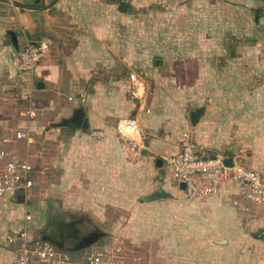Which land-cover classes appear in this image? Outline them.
<instances>
[{
	"label": "crops",
	"instance_id": "crops-1",
	"mask_svg": "<svg viewBox=\"0 0 264 264\" xmlns=\"http://www.w3.org/2000/svg\"><path fill=\"white\" fill-rule=\"evenodd\" d=\"M121 2L0 0V150L9 151V160L43 153L44 162L57 160L61 153H79V205L92 207L99 220H109L101 206L103 200H114L117 189L127 192L129 205L134 192L141 204L151 208L167 210L183 203L188 206L189 240L196 234L207 245L212 242L223 257L234 251L236 264H264L260 256L264 206L250 202L243 187L230 180L216 197L188 199L163 161L181 150L183 135L190 133L209 155H221L264 175L262 41L250 38V46L237 41L235 49L227 50L220 36L211 38L210 15L228 9L212 0H197L202 2L197 7L196 0H129L125 13L119 9ZM200 7L208 23L196 21ZM153 9L165 10L163 14L171 10L176 16L170 35L163 20L161 33L149 34L147 15ZM143 15L145 20L137 21ZM224 19H218L219 27ZM257 28L256 22L246 34ZM41 42L49 50L39 67L33 74L20 72L23 49ZM132 73L145 85L138 99L131 94ZM28 92L42 103L31 122L21 116L22 96ZM199 109L203 114L194 125L191 114ZM76 111L83 113L82 124L63 125ZM123 118L136 120L148 133L137 165L117 134ZM27 129L31 143L16 137ZM95 131L104 136H94ZM33 179L30 204L19 194L0 198V264L16 263L21 247L10 239L26 228L31 241L40 240L36 232L48 212L35 172ZM158 191L168 196L142 199ZM195 211L199 230L192 224ZM28 214L31 221L26 220ZM79 216L93 221L87 214ZM102 232L107 236L90 248L113 238ZM190 248L188 257L172 258L171 264L185 259L191 263L195 258H190ZM82 251L70 252L72 258L79 259ZM207 257L203 256V264H210Z\"/></svg>",
	"mask_w": 264,
	"mask_h": 264
},
{
	"label": "rangeland",
	"instance_id": "rangeland-1",
	"mask_svg": "<svg viewBox=\"0 0 264 264\" xmlns=\"http://www.w3.org/2000/svg\"><path fill=\"white\" fill-rule=\"evenodd\" d=\"M212 1L216 5H226L228 9L225 13L210 15L211 23H213L211 38L220 36L227 50L235 49L234 43L241 40L250 46V38H257L264 45V0ZM201 4L202 2L197 3L196 0V7ZM201 9L202 7L197 9L200 13L195 15L196 21L200 19L201 22L205 20L208 23L209 17L204 19V15L201 16ZM164 12L165 10L162 11V9H153L147 15L148 24L151 27L149 34L152 36L161 33L162 20L166 27L164 29L170 35L172 20L176 16L171 13V10L166 14H163ZM222 17L225 19L221 20L219 27L218 19H222ZM136 19L137 21L145 20V16ZM215 22L217 23L215 24ZM256 22L258 28L249 30L250 34L247 35L246 29L255 26ZM235 52L237 51L234 50L232 53ZM258 52L262 53V51ZM37 104L40 109L41 101L37 100ZM28 154L30 155L28 159L38 177L37 187L42 194V200L46 203L47 212L49 211V200L53 199L60 201L63 209L70 212L75 220L79 219V213L92 217V224L97 225L101 231L113 235V238L106 240L102 246L115 243L125 247L126 251L129 252V264H171L172 258H180L182 261L184 260L183 257H188V245L191 246L190 258L194 257L195 259H190L191 263L185 259L187 263L179 262V264H203L201 261L203 256H208L207 259L210 260V264H236L234 251L226 253L223 257V254L219 249L220 253L217 251L212 242L208 241L207 245V240L196 237V234L190 238L193 239V242L189 240L187 235L185 236V231L189 229L188 206L186 204L181 203L178 207H169L167 210L165 208H151V206L141 204L137 199L136 192H134L129 201L131 205H129L126 201L127 192L117 189L114 200H103L104 205L101 206L103 208L101 212L103 214L109 213V220L101 221L95 215L92 207L79 205V153H61L57 160L48 162L43 161V153ZM130 155L132 163H136V165L142 160V155L137 156L133 153ZM133 178L138 179L135 175ZM124 194L126 198H124ZM196 211L194 213L196 222L192 224L199 230L201 222L198 221L200 217ZM47 215L46 213L40 229L36 232L37 239H41L40 231L47 225ZM106 215L103 217L108 218ZM192 229L197 232L193 227ZM162 249L164 254L160 253ZM260 256H264V253L261 252Z\"/></svg>",
	"mask_w": 264,
	"mask_h": 264
},
{
	"label": "built area",
	"instance_id": "built-area-1",
	"mask_svg": "<svg viewBox=\"0 0 264 264\" xmlns=\"http://www.w3.org/2000/svg\"><path fill=\"white\" fill-rule=\"evenodd\" d=\"M128 2L129 0H121ZM49 50L46 42L29 43L20 55L18 69L22 73L33 74ZM131 94L133 99L141 97L144 83L137 74L132 73ZM25 101L21 116L31 122L38 116L39 107L32 93L22 96ZM119 139L129 147L134 155H142L147 146L148 133L134 119L123 118L117 124ZM94 136L103 137L101 131H95ZM16 137L31 143L30 130L18 131ZM10 153L0 150V198L7 194L21 195L26 205L32 201V191L35 187L33 166L28 158L24 160L8 159ZM172 181L178 185L185 184L188 199L197 200L216 197L221 185L230 180L244 189L245 197L256 206H264V175L235 163L226 164L221 155H209L190 133H185L181 140V150L174 155L163 157ZM27 221L32 215L26 216ZM28 228L10 239L20 243V254L15 264H129V252L115 243H108L98 248H88L82 251L79 259H73L69 251L58 249L53 244L42 239L31 241Z\"/></svg>",
	"mask_w": 264,
	"mask_h": 264
},
{
	"label": "water",
	"instance_id": "water-1",
	"mask_svg": "<svg viewBox=\"0 0 264 264\" xmlns=\"http://www.w3.org/2000/svg\"><path fill=\"white\" fill-rule=\"evenodd\" d=\"M129 8V4L126 1H122L119 5V9L121 12H126ZM203 114V109L196 110L191 114V119L194 125H196L201 118ZM83 113L76 111L72 118L65 120L63 125H71L75 124L77 126H80L83 122ZM226 164L229 166H233L232 160H226ZM181 189H185V184H181ZM168 195L163 191H158L153 193L152 195H149L147 197H143L142 199L144 201H153L160 198H165ZM49 211H48V221L47 225L44 227L43 230L40 231L41 239L43 241L49 242L56 246L58 249L66 251L62 240L64 238V229L69 227L70 225L76 227L78 220H75L73 215L64 210L62 207V204L60 201L57 200H49ZM71 219V220H68ZM81 219H84L83 216H81ZM103 235H106V233H103ZM79 251V249L73 250V252Z\"/></svg>",
	"mask_w": 264,
	"mask_h": 264
},
{
	"label": "flooded vegetation",
	"instance_id": "flooded-vegetation-1",
	"mask_svg": "<svg viewBox=\"0 0 264 264\" xmlns=\"http://www.w3.org/2000/svg\"><path fill=\"white\" fill-rule=\"evenodd\" d=\"M63 233L62 244L65 250L69 252H73L75 249H79V251L88 249L107 236L103 235V232L97 225L92 224L91 220L85 217L81 219V216H79V222H77L76 227L70 225L64 229Z\"/></svg>",
	"mask_w": 264,
	"mask_h": 264
},
{
	"label": "trees",
	"instance_id": "trees-1",
	"mask_svg": "<svg viewBox=\"0 0 264 264\" xmlns=\"http://www.w3.org/2000/svg\"><path fill=\"white\" fill-rule=\"evenodd\" d=\"M259 13V12H258Z\"/></svg>",
	"mask_w": 264,
	"mask_h": 264
}]
</instances>
